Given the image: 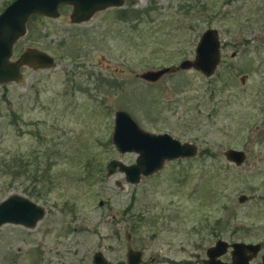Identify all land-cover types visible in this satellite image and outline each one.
Segmentation results:
<instances>
[{"label":"rangeland","instance_id":"rangeland-1","mask_svg":"<svg viewBox=\"0 0 264 264\" xmlns=\"http://www.w3.org/2000/svg\"><path fill=\"white\" fill-rule=\"evenodd\" d=\"M149 6L150 19L139 20ZM70 9L29 16L12 46V60L33 46L55 65L22 67L20 80L0 84V200L19 194L43 209L33 227L0 225V264H91L97 250L123 264L125 232L140 264H203L217 239L264 244V0H124L80 23ZM209 27L221 49L211 76L138 77L191 59ZM115 110L194 144L195 155L136 184L106 176L108 160L136 157L111 143ZM227 148L244 161L228 162Z\"/></svg>","mask_w":264,"mask_h":264},{"label":"water","instance_id":"water-1","mask_svg":"<svg viewBox=\"0 0 264 264\" xmlns=\"http://www.w3.org/2000/svg\"><path fill=\"white\" fill-rule=\"evenodd\" d=\"M124 0H11L0 11V84L16 82L21 79V68L33 70L48 69L54 66V59L46 52L35 47L24 48L15 59H11L12 46L25 33V24L29 16L42 15L49 18L58 16L61 5L71 7L68 18L71 23L87 20L96 11L109 7H121ZM220 59V41L215 28L204 29L194 46L191 59H181L176 66H163L154 70H145L138 77L147 82H154L162 75L177 69H193L205 77L213 74ZM242 81V78H241ZM111 143L119 153L136 154L132 164H124L117 159H110L105 164L106 176L118 171L123 173L125 182L134 184L140 176H147L158 171L164 161L192 157L196 147L189 142H180L167 133H150L138 126L135 120L124 110H115L112 118ZM223 157L235 165H240L245 158L241 150L227 148ZM245 199L238 196V201ZM43 209L19 194H10L0 200V225L19 224L33 227L42 217ZM125 264H140L142 252L129 245V234L125 232ZM232 249V263L223 262L217 257L227 247ZM257 243L233 242L218 239L205 250L203 264H245L248 256L245 251L255 252ZM91 264H109L102 252L97 250L91 256ZM264 264V260L263 263Z\"/></svg>","mask_w":264,"mask_h":264},{"label":"flooded vegetation","instance_id":"flooded-vegetation-1","mask_svg":"<svg viewBox=\"0 0 264 264\" xmlns=\"http://www.w3.org/2000/svg\"><path fill=\"white\" fill-rule=\"evenodd\" d=\"M37 15V14H36ZM26 31V30H25ZM25 34V33H24ZM23 34V35H24ZM26 47H33V46H26ZM26 47H24V48H26ZM35 48H37V47H35ZM38 49V48H37ZM221 50V49H220ZM221 53V52H220ZM54 59V58H53ZM219 61H220V59H219ZM218 64H219V62H218ZM217 64V65H218ZM54 65H55V62H54ZM24 67H26V66H24ZM53 67V66H52ZM217 67V66H216ZM28 69H31V68H29V67H27ZM51 68V67H50ZM33 70V69H32ZM177 70H180V69H177ZM215 71V70H214ZM214 73V72H213ZM150 175V174H149ZM149 175H147V176H149ZM142 176H140V178H141ZM143 177H145V176H143ZM140 178H139V180H140ZM138 180V181H139ZM137 181V182H138ZM136 182V183H137ZM136 183H134V184H136ZM245 196V195H244ZM245 199H246V197H245ZM218 240V239H217ZM216 241V240H215ZM234 242H244V241H241V240H238V241H234ZM231 243H233V242H229L228 244H231ZM244 243H250V242H244ZM257 244H258V250L257 251H255V252H250V251H245L243 254H244V256H248L247 257V259H246V262H245V264H262L263 263V260H264V251H263V248H264V244L262 243V242H257ZM211 246V245H210ZM209 247V246H208ZM207 248V247H206ZM206 248H205V250H206ZM205 250H204V255H205ZM227 252V256H228V258H227V260H225V259H222L221 257H223L222 255L223 254H225ZM231 252H232V249L228 246L227 247V249L225 250V252L222 254V255H220L219 257H217V259H219V260H221V261H223V262H227V263H232V254H231ZM205 259V258H204ZM203 258H202V260L201 261H203L204 260ZM123 264H125V252H124V263Z\"/></svg>","mask_w":264,"mask_h":264},{"label":"trees","instance_id":"trees-1","mask_svg":"<svg viewBox=\"0 0 264 264\" xmlns=\"http://www.w3.org/2000/svg\"><path fill=\"white\" fill-rule=\"evenodd\" d=\"M225 1H228V0H225ZM154 11H155V7H154V6H149V7L145 8V9H143L142 11H139V12H138V14H137L138 19H139V20H142V19L149 20V19H150V15H151ZM118 12H119V13L117 14V16H118L119 18H121V19L126 18L127 15H128V13H130L129 10H124V9H122V10H118ZM125 16H126V17H125ZM41 175H43V173H42ZM35 178H36V176H35Z\"/></svg>","mask_w":264,"mask_h":264}]
</instances>
